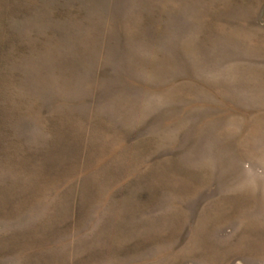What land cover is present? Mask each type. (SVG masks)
Returning <instances> with one entry per match:
<instances>
[{"label":"rangeland","instance_id":"1","mask_svg":"<svg viewBox=\"0 0 264 264\" xmlns=\"http://www.w3.org/2000/svg\"><path fill=\"white\" fill-rule=\"evenodd\" d=\"M0 264H264V0H0Z\"/></svg>","mask_w":264,"mask_h":264}]
</instances>
